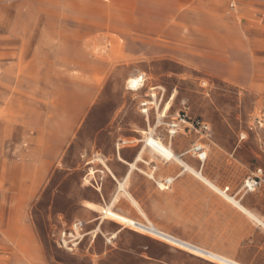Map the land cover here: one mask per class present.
Returning <instances> with one entry per match:
<instances>
[{
    "label": "rangeland",
    "instance_id": "1",
    "mask_svg": "<svg viewBox=\"0 0 264 264\" xmlns=\"http://www.w3.org/2000/svg\"><path fill=\"white\" fill-rule=\"evenodd\" d=\"M158 10L160 0H0V264L236 263L188 243L199 235L178 223L199 209L192 187L207 185L194 171L229 194L240 189L237 199L256 170L264 179V48L215 49L199 32L193 44L188 24L181 41L160 44ZM197 19L199 31L205 19ZM139 77L141 87L129 89ZM151 131L180 162L150 153ZM141 149L113 198L115 179ZM52 156L55 166H43ZM39 169L30 194L29 174ZM165 178L176 180L163 192ZM94 182L106 189L97 216L110 207L157 228L160 213L174 211L176 221L167 222L188 242L104 221L73 253L59 248L58 233L77 219L80 203L100 197Z\"/></svg>",
    "mask_w": 264,
    "mask_h": 264
},
{
    "label": "crops",
    "instance_id": "2",
    "mask_svg": "<svg viewBox=\"0 0 264 264\" xmlns=\"http://www.w3.org/2000/svg\"><path fill=\"white\" fill-rule=\"evenodd\" d=\"M204 1L206 7L203 10L202 8H198L196 3L197 0H160V10H158L160 19L157 21L158 26H160V44H175L181 41V30L188 24L187 26L192 29L191 42L193 44H197V32H199L203 34L200 36L203 44H210L215 47V49H219L223 44H252L254 48H264L263 0ZM231 5H233V8H231ZM200 16H204L205 24L201 28L202 30L198 31L197 18ZM234 16H236L237 20H235L234 26L230 27V17ZM241 71L244 77L245 73L243 70ZM203 146L205 145L203 144ZM141 151L142 149L138 151L131 163L125 164L128 168L121 181L115 179L117 192H115L113 198L119 192L120 182H124L125 187L126 179L132 169L130 165L138 161L136 158L137 156L140 158ZM55 160H57L56 157L52 156L49 160H44L43 166L49 167L52 165V167H54ZM35 171H31L29 174L31 181L28 186V191L30 194L32 191L35 192L36 183L39 181V178L43 177L42 169H39L38 172ZM182 172H184L183 169ZM94 179L93 177V180ZM166 179L167 178H165L162 183H165ZM170 179H172V181L170 184L166 185L167 188L160 191H168L171 185L173 187L176 179ZM101 186L99 190H96L100 197L96 195L80 203V209L76 214L77 219L72 222H83V232H85L86 235H90L99 230L100 226L105 223L104 221H110L123 226L110 219L100 221L99 216H97L98 209L105 203L102 192H105L104 190L106 189L103 184ZM197 189L201 193V195L199 194L200 196H196ZM224 189L225 188L220 190ZM226 189L227 194L238 201L240 206L248 213H244L235 205L222 198L219 193L211 190L207 185L201 190L196 186L192 187L190 196L193 194L191 199L195 202L198 201L199 209H191L189 212V214L192 215L191 219L188 222L181 219L178 224L182 228L187 227L190 231L197 232L200 238L198 244L188 242L175 234L173 229L174 226L167 222L169 219L175 220L174 211L164 210L160 213V227L154 226L184 242L217 252L238 264H264V186L258 188L254 193L243 194L239 199L236 197L240 189L233 193L234 195L228 193L229 188ZM136 205L137 206H134L138 208L137 203ZM5 207L6 206H1L0 204V218L2 216V210L5 209ZM111 210L122 216L128 217L117 212L113 208H111ZM253 217L259 220L261 224L256 222ZM130 219L140 221L138 219ZM94 220L100 221L97 228L90 232L87 231V227L90 223H93Z\"/></svg>",
    "mask_w": 264,
    "mask_h": 264
},
{
    "label": "bare ground",
    "instance_id": "3",
    "mask_svg": "<svg viewBox=\"0 0 264 264\" xmlns=\"http://www.w3.org/2000/svg\"><path fill=\"white\" fill-rule=\"evenodd\" d=\"M142 78H131L128 80V84H129V89L131 90H134V91H137L140 87H141V82H142ZM154 97V96H153ZM169 109V107H167L165 110L167 111ZM174 132V131H172ZM152 131L147 134L145 136V140H144V143H145V147H147V149L150 151V153L154 154L155 156L161 158L162 160H165V161H177V162H180V160L178 159L177 155L174 154L173 150H172V147L170 145H166L162 142L161 139L155 137L152 135ZM183 164V163H182ZM133 167V165H132ZM195 175L198 176L199 179H201L203 182H205L208 187H210L212 190H214L215 192L219 193L225 200L229 201L230 203H232L233 205H235L237 208H239L240 210H242L244 213L246 212L241 206L240 204L238 203V201H236L233 197H231L230 195L227 194V189L225 188L224 190H220L219 188H217L212 182H210L208 179H206L200 172H195ZM91 174H89V176H91ZM172 181V179L170 178H167L165 180V183H160L159 184V189L160 190H165L167 188L166 185L170 184ZM119 190H124V182H120L119 183ZM131 202L135 205L136 203L132 200V198H130ZM102 211L105 212V214L121 223V224H124V225H128V226H132L134 228H137V229H140V230H145V231H150L152 232L153 234L155 235H158V236H163V237H166L167 240L169 242H172L169 238V235L166 234L165 232L159 230L158 228H155L151 225H148V226H145L135 220H132L128 217H125V216H122L118 213H115L111 210L110 207H106L105 210L102 209ZM101 211V212H102ZM248 213V212H246ZM250 215V214H249ZM248 216V214H247ZM253 219H255L256 222L260 223L261 222L259 220H257L256 218L253 217ZM263 225V224H262ZM174 243V242H173ZM211 255H213V257H217L225 262H231V261H228L227 259L219 256V255H216V254H213L211 253ZM232 264H237V263H233L231 262Z\"/></svg>",
    "mask_w": 264,
    "mask_h": 264
},
{
    "label": "built area",
    "instance_id": "4",
    "mask_svg": "<svg viewBox=\"0 0 264 264\" xmlns=\"http://www.w3.org/2000/svg\"><path fill=\"white\" fill-rule=\"evenodd\" d=\"M231 8H233V5H231ZM171 127L176 128V125H171ZM198 128L200 129V131L204 133L208 130V126L204 123H199ZM192 151L196 155L198 160L204 161L206 159V152L201 145H194ZM262 186H264V179H263L262 171L258 169L251 176L247 177L244 180L242 190L244 194H249V193H254L256 190H258V188ZM92 187L95 188L96 190L100 189L99 184L96 182H94V185H92ZM105 218L113 220L109 218L104 211H102L101 217H99V219L102 220ZM83 227H84V223L77 221L72 223L68 229L60 231L57 237L58 247L67 252L73 253L76 250L79 243L81 242V240L83 239V237L86 236L85 232H83ZM110 239L111 238L106 239V241L109 242Z\"/></svg>",
    "mask_w": 264,
    "mask_h": 264
}]
</instances>
